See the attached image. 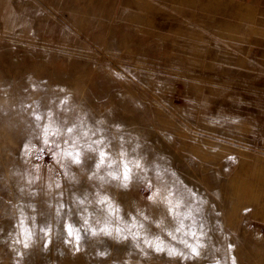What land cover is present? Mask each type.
I'll return each instance as SVG.
<instances>
[{
  "label": "rangeland",
  "instance_id": "obj_1",
  "mask_svg": "<svg viewBox=\"0 0 264 264\" xmlns=\"http://www.w3.org/2000/svg\"><path fill=\"white\" fill-rule=\"evenodd\" d=\"M0 264H264V0H0Z\"/></svg>",
  "mask_w": 264,
  "mask_h": 264
},
{
  "label": "snow or ice",
  "instance_id": "obj_2",
  "mask_svg": "<svg viewBox=\"0 0 264 264\" xmlns=\"http://www.w3.org/2000/svg\"><path fill=\"white\" fill-rule=\"evenodd\" d=\"M37 120L40 119L39 116H36L35 117ZM74 131L73 128H68L67 129V132L68 134H72ZM44 132H45V136L47 135H56V134H59L58 132H55V133H49V130L48 128L46 127L44 129ZM46 144L48 143L47 139H45L44 141ZM97 143L98 145H103V141H97L95 142ZM88 150L91 151V152H95L98 154V162L96 163V168L97 170H99L104 164H105V161L108 160V163H107V167L110 168V169H113L112 171H110L108 173V175L114 179V180H120L121 181V185L122 187L124 188H127L128 187V183L131 179V168L129 167L128 163H123L122 165V171L120 170L121 169V166L118 162L116 161H112V160H109L108 159V153L101 147V148H92L91 145L88 146ZM64 155L66 157H70L72 162L74 164H80L81 163V154L79 151H76V152H73V151H66L64 153ZM120 155H124L123 153H120ZM115 165V168L113 167ZM136 167H139V162H136L135 164ZM149 187H151V185H149ZM159 195V191H157L156 193H153L152 195L149 196V200H154V197ZM166 199V198H165ZM101 203H104V201H101ZM170 203V201H169ZM65 227V230L67 231V234L69 237H72L74 238L76 241H79L80 239V236H79V230L75 229L73 225L71 224H67L64 226ZM101 232H103L104 234L106 235H111V232L107 231V229H101L100 230ZM119 232V230H117ZM93 235H97L98 233L96 231H93L92 232ZM194 235V234H193ZM25 247H27V244H25ZM156 250L157 251H161L162 249L160 248L159 245L156 246ZM191 251L194 255H198V251L195 247H192L191 248ZM170 254H173V253H170Z\"/></svg>",
  "mask_w": 264,
  "mask_h": 264
}]
</instances>
